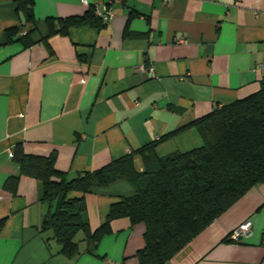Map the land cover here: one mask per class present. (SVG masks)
Segmentation results:
<instances>
[{
    "label": "crops",
    "instance_id": "crops-1",
    "mask_svg": "<svg viewBox=\"0 0 264 264\" xmlns=\"http://www.w3.org/2000/svg\"><path fill=\"white\" fill-rule=\"evenodd\" d=\"M112 6L114 15L101 28L84 24L47 36V17L82 15L88 6L34 0L36 22L25 37L28 26L16 4L0 1V264H140L134 255L144 246V226L121 217L110 221V232L92 250L78 233V254L59 253L40 231L50 209L42 182L23 175L11 157L17 143L28 154L55 151L56 168L68 178L159 139L158 157L186 152L201 143L194 127L165 136L261 87L264 0H127ZM131 8L138 11L133 17ZM10 28L18 32L7 41ZM135 162L141 167L138 155ZM10 176L19 177L15 193L4 187ZM133 193L124 179L86 193L90 229L104 223L112 203ZM245 221L250 234L227 241ZM167 264H264V182Z\"/></svg>",
    "mask_w": 264,
    "mask_h": 264
},
{
    "label": "trees",
    "instance_id": "trees-1",
    "mask_svg": "<svg viewBox=\"0 0 264 264\" xmlns=\"http://www.w3.org/2000/svg\"><path fill=\"white\" fill-rule=\"evenodd\" d=\"M1 1V0H0ZM23 17L25 37L34 30V0H11ZM126 3L127 0H120ZM114 3V2H113ZM108 2L107 5H112ZM138 11L130 10L129 17ZM47 36L67 35L72 26L106 25L92 4L82 15L47 17ZM18 28L7 29V41ZM131 33L124 31V35ZM81 60L85 55L79 54ZM194 127L201 139L196 148L163 157L155 153L159 140L110 161L100 168L68 178L56 168V152L28 154L17 143L13 160L23 175L41 180L42 200L50 205L41 232L58 245V252L73 257L79 252L77 234L82 233L92 250L110 232V221L128 218L144 226V246L135 253L140 264H167L187 242L227 210L249 189L264 182V84L255 93L215 108L165 137ZM162 139V138H161ZM141 159V167L135 157ZM126 180L134 193L111 204L104 223L91 230L84 195L95 188ZM19 177L10 176L4 187L15 193ZM72 193L79 195L71 196ZM53 207V208H52ZM227 241H231L226 238Z\"/></svg>",
    "mask_w": 264,
    "mask_h": 264
},
{
    "label": "built area",
    "instance_id": "built-area-1",
    "mask_svg": "<svg viewBox=\"0 0 264 264\" xmlns=\"http://www.w3.org/2000/svg\"><path fill=\"white\" fill-rule=\"evenodd\" d=\"M120 0H110V2H117ZM82 4L89 6L86 0H82ZM95 13L100 16L104 21H109L114 15V8L110 5H103L100 3H92ZM257 70L259 73V78L262 84H264V54H262L260 60L257 63ZM11 157L13 153L11 152ZM250 234V223L245 221L241 223L238 227L233 229L228 234V239L231 241H240L241 239L247 237Z\"/></svg>",
    "mask_w": 264,
    "mask_h": 264
}]
</instances>
